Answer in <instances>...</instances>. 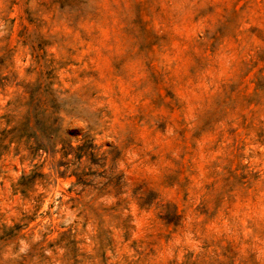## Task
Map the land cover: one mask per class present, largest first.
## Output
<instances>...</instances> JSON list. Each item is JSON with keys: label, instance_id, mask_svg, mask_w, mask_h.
I'll use <instances>...</instances> for the list:
<instances>
[{"label": "rangeland", "instance_id": "1", "mask_svg": "<svg viewBox=\"0 0 264 264\" xmlns=\"http://www.w3.org/2000/svg\"><path fill=\"white\" fill-rule=\"evenodd\" d=\"M0 264H264V0H0Z\"/></svg>", "mask_w": 264, "mask_h": 264}, {"label": "trees", "instance_id": "2", "mask_svg": "<svg viewBox=\"0 0 264 264\" xmlns=\"http://www.w3.org/2000/svg\"><path fill=\"white\" fill-rule=\"evenodd\" d=\"M50 93H52V92H50ZM51 104H53V105H51ZM55 104H56L55 98H52V99L48 98L47 99V97H43V94L40 93V95L38 97H35V103L32 105L33 108H32L31 113H29V116H30L29 118H31L33 116L34 118H36V120H38V121H36L37 123L42 121V120L47 121L48 117H50V112H49L48 106H54L55 111H56L58 106L55 107ZM44 124H47V123H44ZM25 127H26L25 130H28V128H31L30 119L28 120V123L25 125ZM34 127L37 128V126H34ZM58 138H59V135L56 133L55 137L47 139L48 143H46V145H43V143H40L41 141L38 139V137H35V140L32 142L33 145L31 148L34 150L43 149V150L47 151V148L50 144H53V145L57 144ZM62 143L64 144L65 147L72 146V144H68V142H66L64 140H62ZM21 185H26V183H21Z\"/></svg>", "mask_w": 264, "mask_h": 264}]
</instances>
